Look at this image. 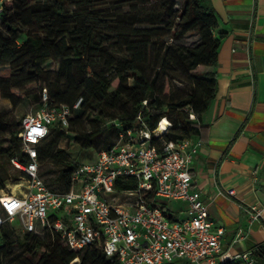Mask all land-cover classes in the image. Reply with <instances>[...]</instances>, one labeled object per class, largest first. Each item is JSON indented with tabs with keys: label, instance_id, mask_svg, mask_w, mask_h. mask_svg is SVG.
<instances>
[{
	"label": "trees",
	"instance_id": "16d2710c",
	"mask_svg": "<svg viewBox=\"0 0 264 264\" xmlns=\"http://www.w3.org/2000/svg\"><path fill=\"white\" fill-rule=\"evenodd\" d=\"M177 5V0H5L0 6V61L11 68L9 77H0L1 97L18 105L23 99L12 89L25 96L45 89L39 107L46 93L51 106L67 105L75 113L67 127L53 123L38 145L39 170L48 162L56 166L40 171L41 177L57 173L49 187L69 190L74 170L84 163L59 147L67 136L75 137L82 149L98 152L112 147L122 132L152 131L167 117L170 127L161 136L153 135L152 144L161 147L164 142L203 137L207 128L203 116L218 90L223 36L214 34L219 20L208 0H183ZM189 33H196L199 42H178ZM181 75L186 77V93L174 83ZM108 120H112L109 125ZM21 130L22 121L16 123L0 113V160H27ZM102 137L105 144L98 147ZM6 178L8 168L2 162L0 190ZM117 186L131 189L137 182L130 177ZM155 204L169 209L166 202ZM16 248L23 250L16 253ZM254 255L257 264H264L261 251ZM76 258L80 263H72ZM0 260L5 264H119L101 248L72 251L50 234L19 236L9 224L0 232Z\"/></svg>",
	"mask_w": 264,
	"mask_h": 264
},
{
	"label": "built area",
	"instance_id": "2783aa9c",
	"mask_svg": "<svg viewBox=\"0 0 264 264\" xmlns=\"http://www.w3.org/2000/svg\"><path fill=\"white\" fill-rule=\"evenodd\" d=\"M71 117L69 106H51L46 93L43 104L23 117L19 135L27 160L15 157L11 163L23 171L19 185L24 189L10 194L0 190V232L9 224L25 233L50 234L72 251L101 248L119 264H255L257 250L264 257V243L236 255L223 250L225 231L210 218L202 192L193 186L192 164L200 143L190 137L161 147L152 144L153 135L161 136L170 127L167 117L152 131L122 132L112 147L74 170L69 190L49 187L40 176L38 145L53 123L67 127ZM164 119L168 124L162 128ZM130 177L137 182L135 188L117 186ZM168 201H184L185 216L171 217L155 204ZM253 210L252 219H264V206ZM243 237L240 229L237 239Z\"/></svg>",
	"mask_w": 264,
	"mask_h": 264
},
{
	"label": "crops",
	"instance_id": "0c3cea01",
	"mask_svg": "<svg viewBox=\"0 0 264 264\" xmlns=\"http://www.w3.org/2000/svg\"><path fill=\"white\" fill-rule=\"evenodd\" d=\"M208 2L219 20L214 34L223 38L217 94L203 116L207 128L192 137L200 143L193 186L225 231L223 250L236 255L264 243L263 217L251 218L254 206H264V0ZM240 229L244 237L237 239Z\"/></svg>",
	"mask_w": 264,
	"mask_h": 264
},
{
	"label": "rangeland",
	"instance_id": "374dc122",
	"mask_svg": "<svg viewBox=\"0 0 264 264\" xmlns=\"http://www.w3.org/2000/svg\"><path fill=\"white\" fill-rule=\"evenodd\" d=\"M179 7L183 0H177ZM0 31L2 30L1 26V20H0ZM179 43H184L187 45H194L197 42H199V36L196 33H189L184 38H182ZM11 75V68L9 66V63L0 61V77H9ZM186 77L181 75L179 78L175 80V85L177 88L181 89L183 92L187 91L188 85L184 83V79ZM31 91V90H29ZM45 89L41 91L44 92ZM12 92L17 96L22 98V102H20L18 105H14L9 99L2 98L0 95V113L4 116H10L14 119V121L17 123L19 121H22L23 117L31 112H34L38 109L40 104V90H36L35 92H30L26 96L21 92L20 89L14 88L12 89ZM186 93V92H185ZM19 99V98H18ZM75 117V113L72 114V118ZM86 123V122H85ZM112 123V120H108L107 125ZM88 123H86V127L88 128ZM107 135H110L113 140H115V134L113 131L108 130ZM6 139H10L9 135H5ZM105 144V138L102 137L100 141H98V147H103ZM59 147L66 150V152L69 153V155L72 158L78 159V161L81 162H90L95 159L96 151L94 149H88L84 150L81 148L80 144L75 141V137L67 136L59 141ZM4 162L6 167L8 168V178L5 179V193H20L22 189H24L23 185H19L21 183L20 176L18 175L20 172L13 167V165L9 162H7L5 159L2 161L0 160V164ZM54 169L56 166L48 162L44 164L42 167H40V171L44 173L46 169L48 168ZM57 173H49L43 175V180L48 183L52 182V179L56 177ZM55 186V185H54ZM57 186V185H56ZM169 209L168 214L171 217L174 218H181L185 216L186 211H181V207H184L186 203L184 201H168L167 202ZM17 224V223H16ZM18 225V224H17ZM16 232L19 236H22L25 232H23L21 227L16 228ZM23 250V248H16V253H20ZM81 259H78L77 263H80Z\"/></svg>",
	"mask_w": 264,
	"mask_h": 264
},
{
	"label": "bare ground",
	"instance_id": "6f19581e",
	"mask_svg": "<svg viewBox=\"0 0 264 264\" xmlns=\"http://www.w3.org/2000/svg\"><path fill=\"white\" fill-rule=\"evenodd\" d=\"M167 124H168V121H167L166 119H164V120L162 121V123H161V127H162V128H165Z\"/></svg>",
	"mask_w": 264,
	"mask_h": 264
}]
</instances>
